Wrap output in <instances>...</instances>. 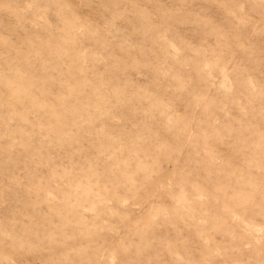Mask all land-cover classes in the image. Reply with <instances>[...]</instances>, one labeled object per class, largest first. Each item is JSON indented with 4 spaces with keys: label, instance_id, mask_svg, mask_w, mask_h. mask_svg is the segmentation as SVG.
Listing matches in <instances>:
<instances>
[{
    "label": "rangeland",
    "instance_id": "374dc122",
    "mask_svg": "<svg viewBox=\"0 0 264 264\" xmlns=\"http://www.w3.org/2000/svg\"><path fill=\"white\" fill-rule=\"evenodd\" d=\"M0 264H264V0H0Z\"/></svg>",
    "mask_w": 264,
    "mask_h": 264
}]
</instances>
